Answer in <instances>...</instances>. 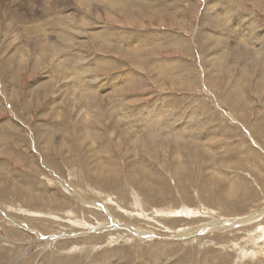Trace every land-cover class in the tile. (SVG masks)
Listing matches in <instances>:
<instances>
[{
    "label": "rangeland",
    "instance_id": "rangeland-1",
    "mask_svg": "<svg viewBox=\"0 0 264 264\" xmlns=\"http://www.w3.org/2000/svg\"><path fill=\"white\" fill-rule=\"evenodd\" d=\"M108 1L0 0V264H264V0Z\"/></svg>",
    "mask_w": 264,
    "mask_h": 264
},
{
    "label": "bare ground",
    "instance_id": "bare-ground-1",
    "mask_svg": "<svg viewBox=\"0 0 264 264\" xmlns=\"http://www.w3.org/2000/svg\"><path fill=\"white\" fill-rule=\"evenodd\" d=\"M78 1V3H80V2H93V1H97V0H77ZM99 1H104V2H109L108 0H99ZM15 2V1H14ZM226 12V11H225ZM214 14H216V13H214ZM220 14V13H219ZM226 15V14H225ZM223 16V15H222ZM56 17H58V19H59V24H62V23H67V21H68V17H67V15H63V14H61L60 13V15H57ZM226 17V16H225ZM229 18V17H228ZM12 22H9V24L8 25H10ZM36 24V23H35ZM35 24L33 23V24H31V25H28V26H25L24 27V29H25V31H26V34H29V36L31 35V37L34 35V34H36V37L37 38H39V39H42V37L40 38L39 36H38V34L40 33L39 31H41L40 30V28H38V25L37 26H35ZM47 24H55L54 22L53 23H50V22H48ZM58 24V25H59ZM65 24H63V25H65ZM63 25L61 26V27H63ZM68 25V24H67ZM45 26V25H44ZM46 26H48V25H46ZM50 26V25H49ZM51 26H53V25H51ZM17 27L18 28H22V26H20V25H17ZM54 27V26H53ZM64 27H66V26H64ZM76 27V26H75ZM44 28V27H43ZM46 28V27H45ZM51 28V27H50ZM51 29H53V28H51ZM75 29V28H74ZM43 30V29H42ZM57 30V29H56ZM9 31V30H8ZM43 31H45V30H43ZM58 31V30H57ZM46 32V31H45ZM43 33V32H42ZM5 34H6V32H5ZM44 34V33H43ZM43 34H41V35H43ZM57 34H58V36H60V34L57 32ZM57 34H56V36H57ZM13 36L15 35V37H17L18 36V34L17 33H13L12 34ZM50 36H52L51 35V33L49 34ZM44 36V35H43ZM54 36H55V34H54ZM61 36H63V35H61ZM65 36V35H64ZM26 38V37H25ZM54 38V37H53ZM65 38V37H64ZM45 39V38H44ZM48 38L46 37V40H47ZM66 39H68V38H66ZM66 39H64V40H66ZM24 40V39H23ZM56 40L58 41V37L56 38ZM61 40H63V39H61ZM60 40V41H61ZM48 41V40H47ZM51 42V41H50ZM52 42H53V40H52ZM12 43V42H11ZM53 46V45H52ZM64 48V47H63ZM26 49V48H25ZM51 50H53V49H51ZM50 50V48L49 49H47V51L48 52H50L51 51ZM46 51V50H45ZM46 51V52H47ZM56 51H57V49H56ZM47 52V53H48ZM52 52V51H51ZM46 53V54H47ZM162 70V69H161ZM119 85V84H118ZM217 99V98H216ZM173 211V210H172ZM190 212V211H189ZM160 213V212H159ZM177 213V212H176ZM187 213V212H186ZM257 214V213H256ZM188 215V214H187ZM144 216V215H143ZM255 217V216H254ZM259 218V217H258ZM144 219V218H143ZM250 222V221H249Z\"/></svg>",
    "mask_w": 264,
    "mask_h": 264
}]
</instances>
